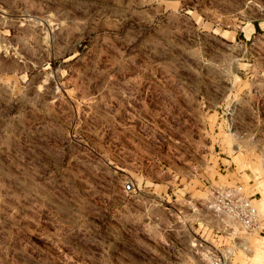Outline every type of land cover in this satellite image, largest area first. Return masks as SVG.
<instances>
[{"label":"rangeland","instance_id":"rangeland-1","mask_svg":"<svg viewBox=\"0 0 264 264\" xmlns=\"http://www.w3.org/2000/svg\"><path fill=\"white\" fill-rule=\"evenodd\" d=\"M213 187L260 231H223ZM211 249L264 264V0H0V264Z\"/></svg>","mask_w":264,"mask_h":264},{"label":"built area","instance_id":"built-area-1","mask_svg":"<svg viewBox=\"0 0 264 264\" xmlns=\"http://www.w3.org/2000/svg\"><path fill=\"white\" fill-rule=\"evenodd\" d=\"M133 189V183L125 186L126 192H132ZM212 193L215 209L221 216L223 231H229L231 234H235L238 229L249 234L260 231L262 219L257 201L247 197L241 187H213ZM198 247L203 248L201 244ZM203 253L212 261V264H223L222 261L225 260L222 254L219 255L212 249L205 250Z\"/></svg>","mask_w":264,"mask_h":264}]
</instances>
